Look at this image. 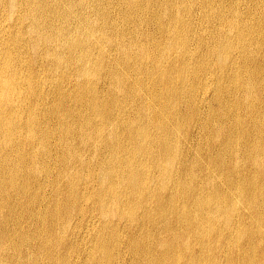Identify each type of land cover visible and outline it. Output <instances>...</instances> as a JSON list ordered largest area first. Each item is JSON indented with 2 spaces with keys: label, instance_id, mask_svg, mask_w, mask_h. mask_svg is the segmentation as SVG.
Instances as JSON below:
<instances>
[{
  "label": "bare ground",
  "instance_id": "bare-ground-1",
  "mask_svg": "<svg viewBox=\"0 0 264 264\" xmlns=\"http://www.w3.org/2000/svg\"><path fill=\"white\" fill-rule=\"evenodd\" d=\"M0 264H264V0H0Z\"/></svg>",
  "mask_w": 264,
  "mask_h": 264
}]
</instances>
